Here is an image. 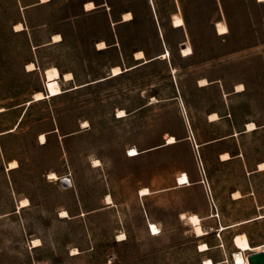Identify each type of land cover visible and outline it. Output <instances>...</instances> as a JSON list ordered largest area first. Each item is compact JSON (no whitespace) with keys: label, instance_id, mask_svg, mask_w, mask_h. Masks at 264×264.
Instances as JSON below:
<instances>
[{"label":"rangeland","instance_id":"rangeland-1","mask_svg":"<svg viewBox=\"0 0 264 264\" xmlns=\"http://www.w3.org/2000/svg\"><path fill=\"white\" fill-rule=\"evenodd\" d=\"M260 162L264 0H0V264H234L264 248Z\"/></svg>","mask_w":264,"mask_h":264},{"label":"bare ground","instance_id":"bare-ground-1","mask_svg":"<svg viewBox=\"0 0 264 264\" xmlns=\"http://www.w3.org/2000/svg\"><path fill=\"white\" fill-rule=\"evenodd\" d=\"M93 7H95V5H94V3L92 1H88V2L85 3V8L92 9ZM130 14H131L130 12H127L124 15L128 16ZM129 18H130V16L124 17V19H129ZM19 27L22 28L21 24H19ZM53 39L54 40H59V39H61V35L59 33H57V34H55L53 36ZM98 44L102 45L103 42H100ZM103 46H105V45L103 44ZM167 54H169L168 50L166 52H163L161 55L165 57ZM136 57H138V58L144 57V52L142 50L137 51ZM29 66H28V68H31V69L35 67L33 63H30ZM116 69H119V71H116ZM121 71H122V68L119 67V66H115V67L112 68V73L113 74H117V73H119ZM64 77L66 79H71L72 78V73L71 72H66L64 74ZM59 78H60V72H59V69L56 66H52L50 68H46L45 69L44 83H45V88H46V91H47L48 95H56V94H58V93L63 91L62 88H61L60 82H59ZM200 81H201V84H206L207 83V79H205V78L201 79ZM242 89H243V84L242 83L237 84L236 90L237 91H241ZM44 96H45V94L42 91H38L35 94V99H41ZM125 114H126V111L124 109H119L117 116L121 117V116H124ZM209 116H210V119H216L218 117V114L217 113H211ZM83 123L87 124V121L84 120ZM246 127H247L248 130H251V129L256 128L257 125H256V123L254 121H248V122H246ZM39 140H40L41 143H44L46 141L45 133H40ZM176 141H177V138L174 135L170 134V135H168L166 137V144L174 143ZM129 152L130 153H127L128 156H135V155L139 154V151H138V149L136 147L129 148ZM222 156H223V158H228L229 154L228 153H223ZM14 163H15V165L17 164L16 161ZM99 164H100V160L98 158L93 159V165H99ZM258 168L259 169H264V162H260L258 164ZM49 177L50 178H54V179L60 178V176H58V174L55 171H50L49 172ZM176 182H177L178 185H189V184H191L189 175H188V173L186 171H182L177 176ZM150 192H151V190L147 186H144V187H142V188H140L138 190V194L139 195H146V194H149ZM234 194H235L236 197L241 196V193L239 191L234 192ZM25 201H27V203H28V198H24L22 200V202H24V203H25ZM105 202L106 203H113V199H112L110 194L106 195ZM262 215L263 214H260L259 216H262ZM60 216H62V217L68 216L67 210L66 209H62L61 213H60ZM180 217L181 218H185L186 217L190 221H197V220L200 219V217H199V215L197 213L187 214L186 212H181L180 213ZM153 226L155 227L156 231H153ZM224 227L225 226H222V228H224ZM159 228L160 227H158L156 223L148 220V229H149V232L151 234L156 235V234L160 233L161 230ZM118 236H119L118 239L126 238L125 232L119 233ZM32 242L34 243V245H39L41 243L40 239H34V241H32ZM208 248H209V246H208L207 243L204 242V243L200 244V249L201 250H206ZM259 249L263 250L264 248L263 247H257V251H259ZM249 250H252V246H251L250 242L248 240L242 241L240 243L238 249L233 254L234 264H249L247 255L245 253V252H247ZM75 251L78 252V250H75ZM204 262H208V264H214V261L211 258L205 259Z\"/></svg>","mask_w":264,"mask_h":264},{"label":"water","instance_id":"water-1","mask_svg":"<svg viewBox=\"0 0 264 264\" xmlns=\"http://www.w3.org/2000/svg\"><path fill=\"white\" fill-rule=\"evenodd\" d=\"M147 60H150V58ZM60 178L63 183H68V181H70V178L68 175L61 176ZM247 258H248L249 264H264V250L249 252L247 255Z\"/></svg>","mask_w":264,"mask_h":264},{"label":"snow or ice","instance_id":"snow-or-ice-1","mask_svg":"<svg viewBox=\"0 0 264 264\" xmlns=\"http://www.w3.org/2000/svg\"><path fill=\"white\" fill-rule=\"evenodd\" d=\"M91 6V5H90ZM222 31L224 30V29H221ZM116 71H119V69H116ZM98 163V162H97ZM25 203H27V201H25ZM153 231H156V229H155V227L153 226ZM205 264H208V262H205Z\"/></svg>","mask_w":264,"mask_h":264},{"label":"trees","instance_id":"trees-1","mask_svg":"<svg viewBox=\"0 0 264 264\" xmlns=\"http://www.w3.org/2000/svg\"><path fill=\"white\" fill-rule=\"evenodd\" d=\"M93 8H94V7H93ZM93 8H92V9H93ZM150 60H153V59H150ZM150 60H148V61H150ZM148 61H146V62H148ZM136 66H138V65H136ZM136 66H134V67H136ZM134 67H132V68H134ZM124 71H126V70H124ZM124 71H122V72H124ZM122 72H120V73H122ZM31 102H32V101H30L29 104H30Z\"/></svg>","mask_w":264,"mask_h":264},{"label":"built area","instance_id":"built-area-1","mask_svg":"<svg viewBox=\"0 0 264 264\" xmlns=\"http://www.w3.org/2000/svg\"><path fill=\"white\" fill-rule=\"evenodd\" d=\"M127 153H130L129 150H127ZM68 183H70V181H68Z\"/></svg>","mask_w":264,"mask_h":264},{"label":"crops","instance_id":"crops-1","mask_svg":"<svg viewBox=\"0 0 264 264\" xmlns=\"http://www.w3.org/2000/svg\"><path fill=\"white\" fill-rule=\"evenodd\" d=\"M188 214V213H187Z\"/></svg>","mask_w":264,"mask_h":264}]
</instances>
